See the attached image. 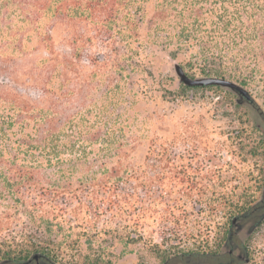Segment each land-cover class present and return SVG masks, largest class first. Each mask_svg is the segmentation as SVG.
Segmentation results:
<instances>
[{
	"label": "trees",
	"instance_id": "1",
	"mask_svg": "<svg viewBox=\"0 0 264 264\" xmlns=\"http://www.w3.org/2000/svg\"><path fill=\"white\" fill-rule=\"evenodd\" d=\"M145 4L0 0V178L14 189L5 197L23 204L26 191H48L54 215L79 191L116 189L133 173L139 136L128 111L145 93L148 44L174 58L189 52L202 77L264 82V0H153L151 12ZM253 202L231 204L228 224ZM34 255L55 264L38 251L5 261Z\"/></svg>",
	"mask_w": 264,
	"mask_h": 264
},
{
	"label": "rangeland",
	"instance_id": "2",
	"mask_svg": "<svg viewBox=\"0 0 264 264\" xmlns=\"http://www.w3.org/2000/svg\"><path fill=\"white\" fill-rule=\"evenodd\" d=\"M152 4L146 0L150 12ZM140 35L148 39L146 24ZM141 60L145 93L128 111L139 136L128 159L133 173L116 189L79 191L78 199L59 202L54 215L48 191H26L22 204L5 197L14 189L0 178V264L36 251L55 264H163L169 255L220 252L231 204L260 200L264 82H236L253 99L239 103L228 88L180 83L176 66L202 78L189 52L174 58L148 44ZM253 230L238 237L249 260L240 264H264V220Z\"/></svg>",
	"mask_w": 264,
	"mask_h": 264
},
{
	"label": "flooded vegetation",
	"instance_id": "3",
	"mask_svg": "<svg viewBox=\"0 0 264 264\" xmlns=\"http://www.w3.org/2000/svg\"><path fill=\"white\" fill-rule=\"evenodd\" d=\"M264 220V190L258 201L238 216H235L225 233V238L221 244V251L205 252L204 257L201 253L187 254L184 256H171L163 264H240L247 259V251L243 242L239 240V235L247 228L250 231L254 224L257 229ZM254 229V230H255ZM253 230V231H254ZM253 232L249 233L252 234ZM244 258L242 260V257ZM203 259V261H199ZM248 260V259H247ZM244 263H248V261ZM5 264H51L44 256L34 255L25 262L4 261Z\"/></svg>",
	"mask_w": 264,
	"mask_h": 264
},
{
	"label": "water",
	"instance_id": "4",
	"mask_svg": "<svg viewBox=\"0 0 264 264\" xmlns=\"http://www.w3.org/2000/svg\"><path fill=\"white\" fill-rule=\"evenodd\" d=\"M175 72L179 77L180 83L184 84L185 86L188 87L219 86L223 88H228L239 96L240 98L238 101L239 103H242L244 101L249 104L253 103V99L248 91H246L244 88H242L235 82L230 81L226 78H216V77L190 78L186 75V73L183 71V69L180 66L175 67ZM257 224L258 223L254 224V226L251 227L250 231H252Z\"/></svg>",
	"mask_w": 264,
	"mask_h": 264
}]
</instances>
